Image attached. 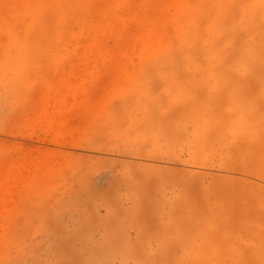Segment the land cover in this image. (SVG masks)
Instances as JSON below:
<instances>
[{"label": "rangeland", "instance_id": "1", "mask_svg": "<svg viewBox=\"0 0 264 264\" xmlns=\"http://www.w3.org/2000/svg\"><path fill=\"white\" fill-rule=\"evenodd\" d=\"M0 264H264V0H0Z\"/></svg>", "mask_w": 264, "mask_h": 264}, {"label": "crops", "instance_id": "2", "mask_svg": "<svg viewBox=\"0 0 264 264\" xmlns=\"http://www.w3.org/2000/svg\"><path fill=\"white\" fill-rule=\"evenodd\" d=\"M138 163H143V162H140V161H137ZM109 200V199H108ZM111 200V199H110ZM112 201V200H111ZM113 201H114V198H113ZM121 206V205H120ZM112 207H117V205H114V203L112 204Z\"/></svg>", "mask_w": 264, "mask_h": 264}]
</instances>
